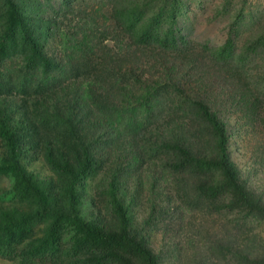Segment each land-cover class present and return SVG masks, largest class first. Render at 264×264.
Instances as JSON below:
<instances>
[{"label":"trees","instance_id":"trees-1","mask_svg":"<svg viewBox=\"0 0 264 264\" xmlns=\"http://www.w3.org/2000/svg\"><path fill=\"white\" fill-rule=\"evenodd\" d=\"M112 1L107 11L96 7L102 2L0 0V177L10 181L9 204H0V262L162 264V254L176 257L175 245L154 251L145 235L173 212L151 205L134 222V206L146 200L132 151L151 160L149 170L158 163L177 177L183 204L237 211L247 221L264 217L256 185L264 183V155L257 154L264 144V25L238 38L241 19L250 26L259 20L243 16L250 0L219 1L212 20L226 12L232 19L219 45L194 43L184 0ZM112 34L117 47L106 43ZM38 90L47 93L33 97ZM252 132L254 147L238 162L232 141ZM38 160L52 176L27 168ZM99 172L105 184L92 190ZM157 180L150 177V186ZM238 238L214 241L231 262L223 251L219 261L264 264V242L248 250Z\"/></svg>","mask_w":264,"mask_h":264},{"label":"rangeland","instance_id":"rangeland-1","mask_svg":"<svg viewBox=\"0 0 264 264\" xmlns=\"http://www.w3.org/2000/svg\"><path fill=\"white\" fill-rule=\"evenodd\" d=\"M82 1L83 3H88L92 5H96L99 2L103 4H98V6H102L104 9L106 8L109 11V6L113 3L112 0H77ZM127 1V0H124ZM220 0H184L185 6L189 5L188 8L183 10V21L185 25H188L187 28L190 32V37L194 38V43H196V38L207 39L209 45L221 44L227 35L226 25L231 18H229V14L223 13L217 16L214 20H212V16L214 15V11L216 6L218 5ZM249 7L243 13V16L251 15L252 20L258 19L257 24L250 26L247 24V21L241 19V27L238 31V38L241 41H244L248 37H252V31L254 34L258 31L257 29L264 25V0H250ZM260 12L259 15H256V12ZM187 18V19H186ZM186 19V20H185ZM240 19V18H239ZM112 25V22H110ZM259 25V26H258ZM258 26V28H256ZM106 28H108L106 24ZM255 29V30H254ZM117 31L121 33H126L120 26H118ZM117 32V33H119ZM112 38H108L106 40L107 44L112 45L115 43L116 47L118 46L117 37L113 34L111 35ZM121 39V38H119ZM211 42V43H210ZM212 46V45H211ZM257 61L256 64L262 65V61L258 58H255ZM5 68L0 66V73ZM13 79V76H11ZM14 81V80H13ZM14 88L16 86L14 85ZM3 90L0 89V94ZM34 91H31L33 97H42L47 91L38 90L37 94H33ZM24 95L23 91H21L16 99L17 102H21V97ZM26 101L30 104L32 102L31 98L26 97ZM234 116H231L230 122L232 124H236L235 120L233 119ZM261 128H259V134L262 135V139H264V124H259ZM150 133L148 136L154 137L155 133L157 134V127L155 125L150 126ZM252 134H254L252 132ZM251 134L250 138L248 139H233L231 149H234L232 152L233 157L240 162L243 160V156L245 153V149H253L254 147L255 137ZM154 141V139L152 140ZM157 139L155 140L156 144ZM236 141V142H235ZM235 142V144H234ZM157 145V144H156ZM262 149L259 147V152L257 154L264 155V144H262ZM237 149L240 151L236 154ZM128 153V150H125ZM255 152V151H254ZM256 153V152H255ZM132 157H136L139 159V163L135 165L133 168H137V175L141 176L142 180L144 181V186L141 191L143 199V203L137 204L134 206V222L136 225L143 221V219L148 215L149 208L152 206H156L155 212L158 209V212L163 210H168L169 212H173L171 214L170 219L164 218L158 220L152 227H148L145 230V235H147L149 247L152 248L154 251L162 250L161 246L164 249H170V244L172 243L175 245L178 250L175 251L177 256L170 257L167 254H162L161 257L163 259L162 264H210L207 261L208 254L210 255L213 262L211 264H223L219 261L217 256L218 253L223 251L224 256L228 259V263H230L229 257L226 255L224 249L220 250L219 247L214 243L215 240L226 238L225 243L230 238V240L235 241L240 240L242 245L245 246L248 250H254L255 246L258 243L264 242V217L261 215H257L254 217L253 220H243L240 218V214L237 211L230 212L227 210H222L220 208H215L211 206H194V205H186L179 201L178 197V188L175 185L177 181V177L172 176L169 172L165 169H162V166L158 163L154 165L157 166L155 170H149V160L146 156L139 158L136 153L132 151ZM140 161H143L145 164L148 165H141V168H138L140 165ZM259 161V160H258ZM263 164H260V170L263 171L264 167ZM27 168L33 173L38 174L42 177L52 176L53 172L50 168L43 164L41 160L33 161L31 165H27ZM99 172L97 176L93 179L89 180V188L94 190V185H98L97 187H101L105 184L104 178L105 173ZM157 176L158 180L154 181V184L150 186V177ZM129 187L133 190L134 186L131 182H129ZM10 185V181L8 178L0 177V201H2L3 205H8L6 198V191ZM259 186V190L264 192V183L259 182L256 183ZM96 192V190H95ZM99 196L100 190H99ZM176 201L175 205L176 208L170 204L169 201ZM138 203V202H137ZM222 203L220 200L218 201V206ZM157 215V214H156ZM156 219V218H154ZM37 230L39 231L42 229V221H38ZM228 229L229 234L233 233V235H227L226 231ZM39 233V232H38ZM254 236H257V240H254ZM245 237H248V242L246 241ZM66 249L69 247V240L64 239ZM69 244V245H68ZM249 253L251 251H248ZM194 253V255H192ZM192 256V260H188L185 256ZM193 256L198 257V259L193 260ZM38 261H31L27 264H36ZM0 264H20L18 261L10 262L2 260Z\"/></svg>","mask_w":264,"mask_h":264}]
</instances>
